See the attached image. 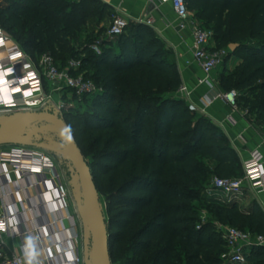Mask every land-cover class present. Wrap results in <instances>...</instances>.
<instances>
[{"label":"trees","instance_id":"1","mask_svg":"<svg viewBox=\"0 0 264 264\" xmlns=\"http://www.w3.org/2000/svg\"><path fill=\"white\" fill-rule=\"evenodd\" d=\"M109 8L102 0H13L0 6V27L24 53L50 54L63 66L80 60L71 72L102 87L88 95L90 108L63 116L103 201L112 264H223L217 223L264 236V212L207 196L213 177L244 175L240 156L222 128L177 94V57L151 26L129 23L102 39L101 53L92 43L73 47L86 25L104 32ZM188 8L212 31L215 49L230 50L224 65L241 56L221 72L219 88L236 90L238 108L264 130V0H188ZM201 209L210 214L204 223ZM246 260L264 264V244Z\"/></svg>","mask_w":264,"mask_h":264},{"label":"crops","instance_id":"2","mask_svg":"<svg viewBox=\"0 0 264 264\" xmlns=\"http://www.w3.org/2000/svg\"><path fill=\"white\" fill-rule=\"evenodd\" d=\"M102 1L110 6L101 23V26L106 28L116 14L125 15L130 24L138 22L139 19L152 20L150 26L177 57L183 78L181 87L186 88L184 93L178 91L177 94L189 105L196 106L197 112L211 118L228 134L240 156L244 173V162L256 150L263 154L262 167L264 170L263 128L255 120H250L245 110L235 108L223 99L207 102L208 96L213 92L207 84L199 82V79L204 77V73L191 62L193 42L191 29L183 31L178 29L176 14L171 2L166 0ZM190 12L191 15L194 14L193 11ZM215 46L216 43L212 40L209 47L215 49ZM240 60L239 55L231 56L226 65H222L212 73L211 78L219 86L221 72L224 69L234 70ZM38 179L39 177H31L23 180L10 165H0V208L6 202L10 204L14 212L12 217L14 233H22L24 230L28 232L26 236L21 234L14 237L8 236V251L27 255V241L32 239L34 242L32 251L35 255L31 264H77L76 257H83V228L80 217L78 218L75 213V205L70 197L66 207L59 199L50 201L48 188L44 185H37ZM58 183L64 184L60 176ZM207 196L222 202H229V197L222 192H207ZM236 203L243 210L264 212V190L259 192L247 187ZM69 253L72 255L71 260L68 258ZM26 260L29 264L28 255ZM223 264L242 263H234L231 259H226Z\"/></svg>","mask_w":264,"mask_h":264},{"label":"built area","instance_id":"3","mask_svg":"<svg viewBox=\"0 0 264 264\" xmlns=\"http://www.w3.org/2000/svg\"><path fill=\"white\" fill-rule=\"evenodd\" d=\"M170 1L173 10L176 14L177 27L183 31L191 29L193 42H192V63L196 64L204 73V77L199 79L201 84H207L210 90L213 92L208 96L207 102L211 103L218 99H223L233 107L237 108L238 92L236 90L223 91L211 78L212 73L224 65L226 58L229 55V49H211L209 47L213 33L211 30L202 26L191 15L188 8V0H166ZM138 22L152 25V20L139 19ZM129 21L125 15L116 14L110 25L106 29V35L114 37L123 34ZM0 39H3L4 43L1 50L6 53L5 56H0V62L5 69L12 67L13 73L6 77L7 81L17 80L26 76L28 73H34L35 79L39 80L40 91L33 94L32 97H28L27 100L23 97L22 93L25 89L30 87V84L21 86V92L14 93L13 97L15 105L12 107H28L25 103L35 99L33 102H40L34 96L40 94L43 87V76L39 75L32 65L27 62L26 54L20 49L18 45L6 46V41L3 35L0 34ZM102 39H98L92 45V48L101 53L100 44ZM19 52L21 55L12 60L10 57ZM20 61L18 64L16 62ZM24 65H28L27 68ZM68 69L60 71L55 64L54 58L50 54H45L41 57V66L47 69V80H55L64 83L76 96L84 97L93 93L102 91V87H99L92 79L85 77L84 74L74 75L71 70H77L81 66V61L71 59L68 62ZM18 83L11 84L12 88L18 87ZM185 87H181L179 92L184 93ZM234 93V94H233ZM231 96V98H229ZM9 107L6 105H1ZM192 110L197 111V107L190 105ZM11 108V107H9ZM65 108V105H59L57 107L56 115L59 116L61 111ZM54 114V113H53ZM62 117V116H60ZM63 118V117H62ZM263 154L261 151L256 150L252 153L251 157L244 162L245 173L242 177H229L223 178L215 176L212 179V188L214 191L222 192L229 198V202L238 201V198L243 195L245 188H251L252 190L262 191L264 190V170L262 167ZM10 165L12 170L18 173L21 179H29L31 177H39L36 182L37 185H44L48 188L47 193L50 195V201L59 199L64 202V206L68 205L69 192L66 188L58 183L59 175L56 173L55 163L43 152V149L36 147H27L21 145H13L12 149L1 150L0 149V165ZM210 193L211 190L208 189ZM14 215L13 210L8 202L4 203L0 208V264H27L26 254L10 253L8 251V236L27 235V231L22 233H14L12 217ZM59 221H61L59 219ZM217 230L220 232L222 239L224 240L228 252L223 255V258L231 259L234 263H247L246 251L255 245L264 244V236L253 234L250 231H245L240 228L217 223ZM78 237V236H76ZM77 264H84L83 257H76Z\"/></svg>","mask_w":264,"mask_h":264},{"label":"water","instance_id":"4","mask_svg":"<svg viewBox=\"0 0 264 264\" xmlns=\"http://www.w3.org/2000/svg\"><path fill=\"white\" fill-rule=\"evenodd\" d=\"M237 46L235 43L231 44L230 49L234 51ZM21 118L30 119L28 126L34 121L43 123L22 132L7 124L8 121ZM66 124L62 117L49 111L16 112L2 116L0 117V147L5 145L36 147L69 159L76 169V175L73 177L74 199L83 228L84 264H112L107 217L91 167L74 135L72 143L61 146L59 133ZM47 131L56 132L58 137L42 136L38 139Z\"/></svg>","mask_w":264,"mask_h":264},{"label":"rangeland","instance_id":"5","mask_svg":"<svg viewBox=\"0 0 264 264\" xmlns=\"http://www.w3.org/2000/svg\"><path fill=\"white\" fill-rule=\"evenodd\" d=\"M12 1L13 0H0V6L4 7L5 5H7L8 3ZM192 15L194 16L193 13ZM195 19L201 23V21L198 18H195ZM103 29H104V32L100 34L97 32L98 28L96 30H93L92 25L84 26L82 30L79 31L76 37L74 38L73 47L81 50L82 48L92 43L91 44V48H92V45L94 44L96 40L108 38V36L105 34L107 28L103 26ZM0 34L3 35L5 40H7L5 43L6 46L10 47L13 45H17L16 42L13 40L14 38L12 34L8 32L6 29H3L0 27ZM99 37H102V38H99ZM1 47L2 46H0V49H2ZM25 54L27 57L26 60L29 63V65H32L34 70L39 75L43 76V79H44L42 91L36 97V99L39 100L40 102L37 106L30 107V108L24 107V106L9 108V107L0 105L1 106L0 107V117L11 115L16 112H27V111H33V112L49 111L51 113L56 114L55 112H57V107L59 105H65V108L61 111V114L60 112H58L59 116H62L64 119L63 112L66 109L69 110L71 108H76L80 111H85L88 108H90L91 98L88 95L80 98L76 96L68 87H66L64 83H61L55 80L54 81L47 80L46 78H44L46 77L47 69L44 66H41V57L39 58L36 55H33L32 52H29V51H26ZM5 55L6 53H4V50H0V56L3 57ZM20 61L22 60H18L16 64H18ZM0 64H2V62H0ZM55 64L59 68L60 71H64L68 69V65L65 64L63 66V64L60 61H57V62L55 61ZM42 123L43 122L41 121H34L26 128V130H31L33 129V127L38 126ZM74 132H76V130ZM42 136H48V137H54V138L58 137L56 132H53V131L45 132L44 134L40 135L38 139H41ZM12 148H13V145H5V146L0 147L1 150H7V149H12ZM43 152L55 163L56 173L60 177L63 178L64 184L62 186L68 190L69 197L72 199L73 205H75L74 206L75 213L77 217L79 218L78 209H77L76 202L74 199L73 177L76 175L75 167L71 164V162L67 158H64L60 155H57L47 150H43ZM208 188L209 190H211V192L214 191V189L212 188V180L210 181ZM196 203L198 204V202ZM200 215H201V223H204L210 219V214L207 209H201ZM176 257L177 258L181 257L180 253L177 254Z\"/></svg>","mask_w":264,"mask_h":264},{"label":"clouds","instance_id":"6","mask_svg":"<svg viewBox=\"0 0 264 264\" xmlns=\"http://www.w3.org/2000/svg\"><path fill=\"white\" fill-rule=\"evenodd\" d=\"M4 41L3 39H0V45H3ZM21 54L19 52L15 53L10 57L12 60H16ZM25 68L28 67V65H24ZM14 69L12 67L4 68L2 65H0V105H6L9 107H12L15 105V100L13 97L14 93L21 92V86L25 84H30V87L25 89L22 93L25 100H27L28 97H32L34 93L39 92V80L35 79L34 73H28L26 76L19 78L17 80L13 81H7L6 77L12 74ZM18 83V87L12 88L11 84ZM234 94V93H233ZM231 98V96H229ZM61 137V146L64 144L72 143L73 142V134H72V128L70 124H66L59 133ZM0 228H2V225H0ZM33 240L28 239L27 241V255L29 257V264H31V260L34 258V252L33 249ZM69 260L72 259L71 253L68 254Z\"/></svg>","mask_w":264,"mask_h":264},{"label":"bare ground","instance_id":"7","mask_svg":"<svg viewBox=\"0 0 264 264\" xmlns=\"http://www.w3.org/2000/svg\"><path fill=\"white\" fill-rule=\"evenodd\" d=\"M1 50V49H0ZM19 93V92H17ZM39 94H35L34 96L37 97ZM35 99L30 100L29 102L25 103L26 105H30L31 107H35L39 104V102H33ZM1 107V106H0ZM30 121V119H25V118H21V119H15L12 121H8L7 124L11 125L13 127H15V129L19 132L24 131L28 125L27 123Z\"/></svg>","mask_w":264,"mask_h":264}]
</instances>
